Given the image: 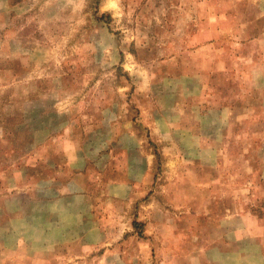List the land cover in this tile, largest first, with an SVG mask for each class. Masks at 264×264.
<instances>
[{"label":"rangeland","instance_id":"obj_1","mask_svg":"<svg viewBox=\"0 0 264 264\" xmlns=\"http://www.w3.org/2000/svg\"><path fill=\"white\" fill-rule=\"evenodd\" d=\"M216 149L264 159V0H0V264L192 263Z\"/></svg>","mask_w":264,"mask_h":264},{"label":"crops","instance_id":"obj_2","mask_svg":"<svg viewBox=\"0 0 264 264\" xmlns=\"http://www.w3.org/2000/svg\"><path fill=\"white\" fill-rule=\"evenodd\" d=\"M236 151H215L217 154H228V162L218 164L220 174L213 197L218 209L199 211L200 219L182 229L185 233L190 230L202 234L201 242H193L186 247H195L196 250L187 254V258L192 260L190 264H264V210L261 213L250 210L243 212L235 205L241 196V180L248 186L256 183L264 185V159L258 165L248 160L247 173L242 177ZM226 203L228 206L233 203L232 208H227ZM180 228L176 226L175 231L178 232Z\"/></svg>","mask_w":264,"mask_h":264}]
</instances>
